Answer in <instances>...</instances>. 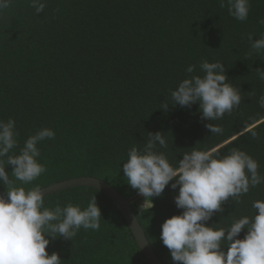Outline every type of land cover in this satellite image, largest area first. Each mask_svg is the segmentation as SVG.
Here are the masks:
<instances>
[{
	"label": "trees",
	"instance_id": "obj_1",
	"mask_svg": "<svg viewBox=\"0 0 264 264\" xmlns=\"http://www.w3.org/2000/svg\"><path fill=\"white\" fill-rule=\"evenodd\" d=\"M261 20L264 0H250L244 21L220 0H46L38 14L29 0H14L0 13V120L14 119L18 134L9 154H19L39 129L50 128L55 137L38 144L46 171L37 180L23 185L10 178L26 189L78 177L109 183L131 201L160 260L174 264L160 235L166 219L183 211L174 202L178 188L170 182L152 208L145 206L122 165L131 147H143L148 132L161 131L167 148L158 150L174 165L194 147L221 154L238 148L264 176V108L258 102L264 81L255 71L264 68V51H253L248 39L264 35ZM204 60L223 63L229 83L242 93L238 108L212 121L221 133L205 127L210 121L201 119L198 103L174 106L170 96L183 79L204 75ZM189 65H196L194 73L186 71ZM0 194H6L3 184ZM93 196L102 211L100 229L81 228L72 240L49 237V254L59 253L61 264H149L120 211L95 188L50 195L45 206L86 207ZM257 200L264 201V183L226 201L208 223L227 229L254 217Z\"/></svg>",
	"mask_w": 264,
	"mask_h": 264
},
{
	"label": "clouds",
	"instance_id": "obj_2",
	"mask_svg": "<svg viewBox=\"0 0 264 264\" xmlns=\"http://www.w3.org/2000/svg\"><path fill=\"white\" fill-rule=\"evenodd\" d=\"M14 0H0V13L8 9ZM35 12L41 13L46 0H29ZM225 2L231 16L239 21L248 18L250 0H220ZM264 24V20L260 21ZM251 49L264 51V35L258 39L248 37ZM201 75H190L170 92L174 106L190 107L199 104L201 119L210 121L205 127L211 133L222 129L212 121L231 114L242 102L241 90L229 83L226 68L220 62L204 60L200 65ZM186 71H196L189 65ZM258 78L264 81V68L255 69ZM264 108V94L259 97ZM169 104L164 102L162 109ZM165 133L148 132L142 148L131 147L122 171L127 183L153 207V198L161 196L171 182L178 194L174 202L179 215H173L161 225L160 239L169 251L174 264H264V201L253 202L257 210L254 217H241L227 228L209 225L216 212L232 198L247 194L250 188L264 183L258 172V162L248 153L232 148L227 154L215 149L183 153L178 164L171 163L167 155L158 150L167 148ZM16 121L0 120V184L6 194H0V264H61L59 253L47 251L50 239L63 237L72 240L83 228L99 230L102 211L96 196L91 197L86 207L79 204L45 206L44 189L39 185L31 188L17 186L15 181L28 185L45 171L39 162L38 144L55 137L50 128L39 129L20 148L19 154H9L17 147ZM255 135V133H253ZM13 166L11 173L7 166ZM148 198H151L149 201ZM246 230L244 237L239 238ZM226 249V250H225Z\"/></svg>",
	"mask_w": 264,
	"mask_h": 264
},
{
	"label": "water",
	"instance_id": "obj_3",
	"mask_svg": "<svg viewBox=\"0 0 264 264\" xmlns=\"http://www.w3.org/2000/svg\"><path fill=\"white\" fill-rule=\"evenodd\" d=\"M76 187L95 188L108 198L124 217L140 252L146 258L147 262L149 264H164L148 240L135 211L131 208V201L126 200V198H124L123 195L109 183L94 177H78L50 185L43 189L46 198L50 195Z\"/></svg>",
	"mask_w": 264,
	"mask_h": 264
},
{
	"label": "rangeland",
	"instance_id": "obj_4",
	"mask_svg": "<svg viewBox=\"0 0 264 264\" xmlns=\"http://www.w3.org/2000/svg\"><path fill=\"white\" fill-rule=\"evenodd\" d=\"M145 206H146V204H145Z\"/></svg>",
	"mask_w": 264,
	"mask_h": 264
}]
</instances>
